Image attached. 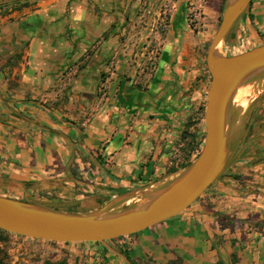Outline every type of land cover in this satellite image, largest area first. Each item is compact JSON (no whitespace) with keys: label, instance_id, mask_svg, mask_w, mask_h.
<instances>
[{"label":"crops","instance_id":"0c3cea01","mask_svg":"<svg viewBox=\"0 0 264 264\" xmlns=\"http://www.w3.org/2000/svg\"><path fill=\"white\" fill-rule=\"evenodd\" d=\"M148 1L0 0V194L90 210L180 169L179 127L165 137L155 115L183 57L165 52L141 79L147 91L121 82L124 63L104 73L129 13ZM242 37L237 53L264 44V0H252L227 42ZM252 138L237 166L187 210L127 238L132 264H264V95ZM91 243L58 244L82 251Z\"/></svg>","mask_w":264,"mask_h":264},{"label":"water","instance_id":"95a60500","mask_svg":"<svg viewBox=\"0 0 264 264\" xmlns=\"http://www.w3.org/2000/svg\"><path fill=\"white\" fill-rule=\"evenodd\" d=\"M252 0H225L223 14L207 50L211 80L206 94V135L199 154L179 170L117 193L90 210L0 194V228L54 242H99L132 264L110 241L168 220L222 180L256 140H246L253 114L264 95V44L239 53L223 49ZM248 91L253 96L248 99ZM245 96L246 105L241 104ZM191 122L186 127L193 126Z\"/></svg>","mask_w":264,"mask_h":264},{"label":"rangeland","instance_id":"374dc122","mask_svg":"<svg viewBox=\"0 0 264 264\" xmlns=\"http://www.w3.org/2000/svg\"><path fill=\"white\" fill-rule=\"evenodd\" d=\"M224 1L177 0L175 15L171 11L174 7L172 0L146 2L138 12L129 13L128 18L132 20L128 19L129 24L120 36L119 54L113 60L112 69L104 72L107 76L116 64L124 63L128 67L121 73V82L131 86L138 85L147 91L150 89L141 79L146 71L154 74L158 59L165 52H170L174 48L177 60L183 57V70L173 71L165 79L161 92L163 107L155 115L161 122L158 124L159 131L161 130L165 137L173 133L171 129L177 134V126L179 127L178 140L182 145L179 146L176 156L173 155L174 162L182 158L179 168L189 163V153L194 155L193 159L196 157L205 139L204 109L211 80L206 56L222 18ZM174 19L177 21V27L174 25ZM247 40L249 39L242 37L233 44L226 42L223 49L226 53H237L244 49ZM169 41L171 43L175 41L174 45ZM106 78L103 77L104 80ZM245 95L250 99L253 93L248 91ZM191 122L194 125L187 128L186 125ZM38 201L66 206L53 203L54 201ZM111 244L115 246L117 242ZM0 245L7 264H46L47 261L58 262L64 259L67 264H113L120 259L109 251L105 252L103 245L97 242L88 244L89 248L80 251L57 242L10 234L6 235V239L1 241ZM121 261L125 264L122 259Z\"/></svg>","mask_w":264,"mask_h":264},{"label":"trees","instance_id":"16d2710c","mask_svg":"<svg viewBox=\"0 0 264 264\" xmlns=\"http://www.w3.org/2000/svg\"><path fill=\"white\" fill-rule=\"evenodd\" d=\"M190 137L193 138L192 136H190ZM198 154L199 153H197L195 156H197ZM192 157H194V156H192V154L189 153V156H188V161L189 162L193 159ZM100 158H101L100 155H97V159L100 160ZM222 217L223 218L224 217L227 218L226 215L225 216H222ZM136 233H138V232H136ZM136 233L129 234V235H125V236H120V237L115 238V239H112L110 241L111 243L114 242V241H116L117 244H115V247H117L118 249H120L121 251H123L130 258L131 261H132V259L130 257V247H129V245H130L129 243L130 242L127 240V238L128 237H131L132 235H134ZM10 234H14V233H10V232L5 231V230H3V229L0 228V243H1V241H3V240L6 239V235H10ZM232 241H233V244H234L235 243V240H232ZM50 242H54V241H50ZM57 243H60V242H57ZM61 243H69V242H61ZM97 243H99V242H97ZM99 244H101V243H99ZM103 250L105 252H108V250L104 246H103ZM232 257H233V262L236 263L238 258H237V254L235 252L233 253ZM132 263H133V261H132ZM0 264H7L6 261H5V259H4V257H3V255H2L1 245H0ZM46 264H67V261H66V259L61 260V261H58V262L47 261ZM170 264H177V262L176 261H173Z\"/></svg>","mask_w":264,"mask_h":264},{"label":"bare ground","instance_id":"6f19581e","mask_svg":"<svg viewBox=\"0 0 264 264\" xmlns=\"http://www.w3.org/2000/svg\"><path fill=\"white\" fill-rule=\"evenodd\" d=\"M241 104L242 105H246L247 104V100H246L245 96H243V98H241Z\"/></svg>","mask_w":264,"mask_h":264},{"label":"flooded vegetation","instance_id":"af4514ba","mask_svg":"<svg viewBox=\"0 0 264 264\" xmlns=\"http://www.w3.org/2000/svg\"><path fill=\"white\" fill-rule=\"evenodd\" d=\"M185 133H188V132L185 131Z\"/></svg>","mask_w":264,"mask_h":264}]
</instances>
